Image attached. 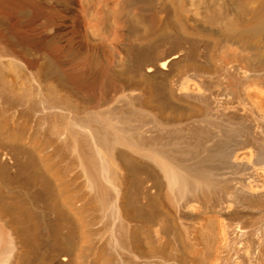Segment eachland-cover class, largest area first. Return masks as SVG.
Wrapping results in <instances>:
<instances>
[{"label": "bare ground", "instance_id": "bare-ground-1", "mask_svg": "<svg viewBox=\"0 0 264 264\" xmlns=\"http://www.w3.org/2000/svg\"><path fill=\"white\" fill-rule=\"evenodd\" d=\"M0 264H264V0H0Z\"/></svg>", "mask_w": 264, "mask_h": 264}]
</instances>
